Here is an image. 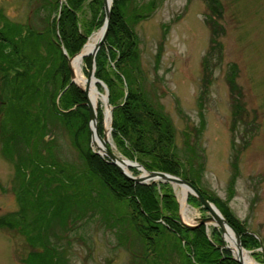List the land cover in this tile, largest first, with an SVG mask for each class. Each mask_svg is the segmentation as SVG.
Here are the masks:
<instances>
[{"label":"trees","instance_id":"obj_1","mask_svg":"<svg viewBox=\"0 0 264 264\" xmlns=\"http://www.w3.org/2000/svg\"><path fill=\"white\" fill-rule=\"evenodd\" d=\"M87 1L91 20L84 32L79 14ZM158 3V0L142 3L114 0L108 37L96 57V76L109 87V100L114 107L113 139L124 156L139 161L148 170L175 174L192 182L206 198L219 205L241 234L243 246L258 249L261 242L249 232L247 223L234 215L219 198L209 195L201 185L205 162L197 149L198 135L192 137L190 132L184 131V142L180 147L171 118L163 104L154 101L145 85L140 39L134 26L148 19ZM209 3L217 12L219 0H210ZM62 5L58 31L56 23L61 1L44 0L41 5L51 13L56 12L55 18L48 19L55 40L46 30L37 31L33 27L24 33L20 26L6 22L0 28V73L9 90L6 109L12 108L16 100L21 102L22 110L19 121L14 116L11 118L12 122H17V127L10 128L7 135L10 141L4 138V144L7 142L15 147L13 153L19 159L17 167L23 172L22 207L18 217L32 225L31 233L38 232L35 248L25 263L70 264L66 252L60 253L59 248L51 243L50 233L55 234L52 232L53 222L58 220L65 231L71 227L70 222L73 224L84 217L96 220L101 216L99 220L108 229H114L118 238L124 233L119 243L130 252L134 253V239L141 244L140 253L144 256L142 261L147 260L145 264H174L176 257L175 264H239L233 259L231 250L223 248L218 227L201 225L192 228L182 222L179 200L170 182L137 183L92 149L90 113L83 104L84 93L75 84L63 92L70 82V73L60 43L71 56L81 51L88 36L104 24V0H65ZM1 15L0 20L3 19ZM209 23L216 45L220 24L214 15ZM85 61L89 66L91 57ZM205 68L209 69L208 59ZM235 76L234 71L229 82L233 85L236 123L242 120L243 93ZM204 81L211 82L210 71ZM3 89L7 90L6 87ZM36 110L39 114L35 113ZM61 124L71 134L73 145L82 158L78 167L54 156V149L50 146L53 139L43 140L47 132L55 133ZM99 129L103 134L102 107L99 108ZM41 142H44L45 152L40 149ZM130 170L139 174L136 168ZM188 201L202 206L194 195H190ZM121 221L126 225L119 232L116 225ZM0 225L12 228L20 225L23 230L22 221L16 217L3 218ZM39 242L43 246L36 248ZM254 258L264 262V253L254 252Z\"/></svg>","mask_w":264,"mask_h":264},{"label":"rangeland","instance_id":"obj_2","mask_svg":"<svg viewBox=\"0 0 264 264\" xmlns=\"http://www.w3.org/2000/svg\"><path fill=\"white\" fill-rule=\"evenodd\" d=\"M147 1L135 0L136 3ZM88 2L79 14L84 32L91 20ZM158 2L154 13L134 26L140 39L145 85L154 101L161 102L171 118L180 147L183 146L184 131L190 132L192 137L198 135L195 137L197 149L205 162L201 185L257 232L264 244V0H219L217 12L211 8L210 0ZM43 4L44 0H0L3 16L0 28L8 22L20 26L26 33L31 26L37 31L46 30L55 40L48 19L55 18L56 12L41 7ZM213 15L221 28L216 45L209 23ZM109 66L112 67V63ZM87 70L88 66L83 62L86 76ZM209 71L211 82L205 83ZM234 71L236 84L243 93L242 120L236 123L233 85L229 82ZM3 83L7 88L5 91ZM8 92V84L0 73V220L16 217L22 221L23 230L20 225L14 228L0 225V264H26L25 260L37 243L38 232L31 233L32 225L18 217L22 207L23 172L17 167L19 159L13 153L15 147L7 142L5 145L4 138L9 140L8 131L17 127V122H12L11 118L14 116L19 121L22 110L21 102L16 100L12 108L6 109ZM99 105L106 109L103 100ZM35 113L39 114L37 110ZM52 139L50 146L56 158L77 167L81 165L79 151L62 124L57 126L55 133L47 132L43 138ZM43 144L40 143V149L45 152ZM117 153L125 157L120 151ZM173 187L181 204L183 222L195 225L199 217L209 215L201 207L188 203V199L183 205V187ZM99 217L76 220L65 231L55 220L52 226L55 234L50 233L52 245H56L60 253L66 252L70 264L147 263L145 259L142 261L144 256L137 240L134 239V253L130 252L119 243L124 233L118 238L115 230L105 227ZM123 225H126L125 221L116 225L119 232ZM42 246L39 242L36 248ZM250 251L253 257L258 249ZM176 262L177 257L174 264Z\"/></svg>","mask_w":264,"mask_h":264},{"label":"water","instance_id":"obj_3","mask_svg":"<svg viewBox=\"0 0 264 264\" xmlns=\"http://www.w3.org/2000/svg\"><path fill=\"white\" fill-rule=\"evenodd\" d=\"M104 8H105V15H106L105 23L101 28L102 32L97 41V44L95 45L94 49L89 53V55L92 56V61H91V66L88 70V79L95 78L96 82H100V83H102V81H100L99 79L95 77V70H96L95 59H96V55L99 49L101 48V46L103 45V43L105 42L108 36L110 23H111V16H112L113 8H114V0H104ZM78 54L69 58V67L71 71L72 82L76 83L81 88V90L84 92L86 96V102H84V104L88 106L89 112H90V128L92 131L91 141L93 145L95 146V148L98 150V153L102 156H105L106 159L113 165L117 166L123 174H125L127 177H129L131 180L137 183H148L149 181L161 180V181L170 182L174 185H180L182 187L184 186L187 187L189 189V193L195 195L198 201L202 204V206L209 213V216L199 218V224L197 226H192L189 224L187 226L196 228L203 224H209V223H213L214 225L219 226L220 229L222 230V239H223L222 246L224 248H229L233 252L234 254L233 259H235L239 264H245L240 257L235 255L233 248L231 247L230 244H228V241L225 238V227L228 226L234 232L235 238H236L235 239L236 246L239 252L245 249L242 244L240 233L236 230V228L233 225H231V223L222 214V212L218 209V207L213 202H211L209 199H207L192 182L186 180L185 178L181 176H177L171 173L158 171V170H148L140 162L136 160H131L129 158H123L119 156L112 149V144L107 137L108 130L107 129L104 130V135H102L99 130L98 106L95 107L93 105L91 98H90L89 88L80 85L76 80L77 76H76L75 70L73 69L72 61ZM106 90H107V95H105V102H106L107 110H109L110 123H111L110 132H111V130L113 129V114H112L113 107L109 103L108 89L106 88ZM125 166H128V168L129 167L137 168L141 170L142 172L140 175L135 176L128 169H126ZM252 233L254 234V232ZM256 236L259 238L258 235ZM263 251H264V248H263Z\"/></svg>","mask_w":264,"mask_h":264},{"label":"bare ground","instance_id":"obj_4","mask_svg":"<svg viewBox=\"0 0 264 264\" xmlns=\"http://www.w3.org/2000/svg\"><path fill=\"white\" fill-rule=\"evenodd\" d=\"M101 32H102L101 30L95 32V34H93L89 38L88 42L86 43V46L83 49V52L77 57H75L72 61V66L77 76L76 80L80 85L89 88L90 98L95 107H97L100 104L101 100L104 101L105 97L98 89L95 79L94 78L88 79L87 76L83 73V62H84V55L89 54L94 49L101 35ZM106 124L108 126L107 137L109 140H112L111 133L109 131L110 129L109 128L110 127L109 111L107 112ZM125 168L128 169V166H125ZM181 193L183 195L182 203L183 205H185L186 197H187V194L189 193V189L184 186L181 190ZM225 238L227 239V241L230 243L231 247L233 248L235 255L240 257L245 264H261L252 257L249 251L243 250L239 252L236 246L235 234L228 226L225 227Z\"/></svg>","mask_w":264,"mask_h":264}]
</instances>
